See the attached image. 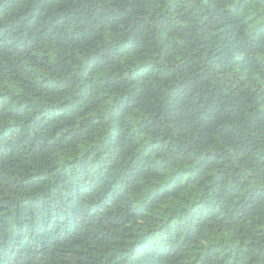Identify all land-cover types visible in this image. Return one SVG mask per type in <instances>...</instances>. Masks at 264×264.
<instances>
[{"label": "trees", "instance_id": "obj_1", "mask_svg": "<svg viewBox=\"0 0 264 264\" xmlns=\"http://www.w3.org/2000/svg\"><path fill=\"white\" fill-rule=\"evenodd\" d=\"M0 264H264V0H0Z\"/></svg>", "mask_w": 264, "mask_h": 264}]
</instances>
